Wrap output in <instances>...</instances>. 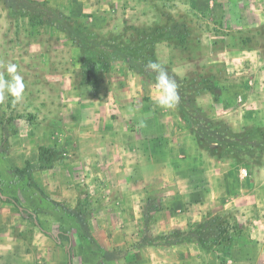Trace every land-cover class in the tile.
I'll list each match as a JSON object with an SVG mask.
<instances>
[{"label":"rangeland","instance_id":"rangeland-1","mask_svg":"<svg viewBox=\"0 0 264 264\" xmlns=\"http://www.w3.org/2000/svg\"><path fill=\"white\" fill-rule=\"evenodd\" d=\"M222 1L210 0L209 7H222ZM246 2L249 3L243 8L249 6L254 10L257 7L255 0ZM61 3V0H0V61L18 64L26 84L24 99L20 103L13 105L9 98L0 104V264H67L66 242L56 243L44 231L71 234L72 253H75V248L79 251L91 243L100 253L97 264H118L110 256L115 247L118 251L114 254L119 253L125 264L151 263L150 252L142 249L148 242L155 245L175 243L178 264H216L217 258L223 260L217 252L224 248L208 246L202 238L203 222L184 231L172 229L154 238L144 235L130 239L126 236L128 232L120 234L118 225L99 222L104 220L99 208L102 206L99 203L101 196L95 193L92 185L93 180L100 181V178L85 173L89 171L87 156L94 152L95 144L91 142V122L82 117L86 115L84 111H89L93 102L105 106V90L121 81L116 80V75H144L141 57L149 47L153 48L151 34L170 27L175 20L170 15L169 2L160 6L159 0H151L153 8L161 7L163 17L161 24L148 29L137 21H126L127 18L121 14L66 17L61 11ZM127 3L121 2L118 7L124 8ZM13 8H19L32 18L22 14L9 15ZM206 19L212 20L208 16ZM176 20L184 23L181 41L186 46H194L198 40L201 16L183 15ZM135 27L145 29L148 39H136ZM248 39L251 40L250 36ZM126 54L132 57V63H123L122 57ZM200 55L208 56L204 51ZM99 56L108 59L110 67L97 80L83 83L81 60L92 64ZM221 71L217 68L215 75L216 72L207 74L196 68L189 75L190 83L179 85L180 101H183L185 88L188 93L194 92L202 77L218 76L219 72L223 75ZM4 75L9 78L7 73ZM210 117L214 121L201 123L206 124L200 129L201 135L204 133L207 138L220 143L229 140L216 146L224 148L220 154L222 157L225 153L232 156L231 150L235 157L231 159L230 167H226L227 170L219 176L220 184L231 192L238 173H241L248 182L253 178L257 187L250 214L256 227L250 241L256 244H252L254 248L250 252L254 251L259 264H264V227L258 226L264 224V174L260 171L255 173L264 166V155L253 154L243 137L229 139L217 132L222 118ZM249 127H245V131ZM201 143L206 148V140L201 138ZM41 147L51 151L53 167L50 169H37L35 166ZM259 161L260 165L257 164ZM27 162L31 163L30 170L26 168ZM8 196L15 198L21 207L34 211L38 222L21 214L15 204L5 199ZM66 206L74 208L75 212L65 211ZM226 212L230 213L231 225L237 222L236 210L227 209L219 213ZM95 214L101 215L100 218L94 217L98 221L92 220ZM143 227L146 225L141 228L136 225L135 230ZM230 232L234 237L242 235L248 240L247 230L239 224L237 228H230ZM106 233L111 239L107 240ZM191 233L195 235L191 237ZM158 254L162 258L168 252L160 250ZM78 259L76 257L75 264Z\"/></svg>","mask_w":264,"mask_h":264},{"label":"crops","instance_id":"crops-1","mask_svg":"<svg viewBox=\"0 0 264 264\" xmlns=\"http://www.w3.org/2000/svg\"><path fill=\"white\" fill-rule=\"evenodd\" d=\"M246 1L223 0L222 7L210 8V0H159L160 6L169 2L175 20L194 14L202 20L194 46H186L168 29L160 30L153 44L156 60L168 64L184 79L179 85L190 83L189 75L196 68L207 74L217 68L223 70V75L219 72L220 76H214L221 89L219 99L214 101L209 91L198 90L196 103L207 116L224 119L235 132L247 126H264V0H255L254 10L243 8L249 3ZM61 2V11L67 16L121 14L126 21L146 27L161 24L163 17L161 7L153 8L151 0ZM121 2L128 3L119 8ZM207 16L212 20H204ZM203 51L208 56H201ZM128 61L129 57L123 58L124 64ZM116 80L121 81L104 92L105 106L93 102L82 116L91 122V142L95 144L94 152L87 156L89 171L85 173L101 181L95 179L92 185L101 196L99 208L104 220L99 222L118 225L120 234L128 232L129 239L144 235L154 238L172 229L199 226L215 213L234 209L248 240L235 236L229 249L217 252L223 260L217 258L216 264H259L256 253L250 252L256 244L250 241L256 228L250 215L257 193L253 178L248 182L238 173L234 188L227 192L219 176L235 157L219 156L202 145L201 125L193 111L182 101L172 110L160 108L155 103V83L143 75H116ZM184 92L188 93L187 88ZM256 172L264 174V166ZM101 215L95 214L92 220L98 221ZM144 224L145 228L135 230L136 225L141 228ZM258 226L263 228L264 224ZM106 238L111 239L107 233ZM142 249L152 257L151 263L145 264H178L175 243L148 242ZM160 250L168 254L161 258ZM112 251V261L125 264L119 253L114 254L118 248ZM74 252L72 264L76 257L77 264H97L100 255L91 243Z\"/></svg>","mask_w":264,"mask_h":264},{"label":"trees","instance_id":"trees-1","mask_svg":"<svg viewBox=\"0 0 264 264\" xmlns=\"http://www.w3.org/2000/svg\"><path fill=\"white\" fill-rule=\"evenodd\" d=\"M8 5V3H7ZM9 8V7H8ZM17 14H22L27 16L28 18H32L31 15L22 12L19 8L17 10L13 8V10L9 11V15L15 16ZM64 16V15H63ZM66 16V15H65ZM68 17V16H66ZM151 27V26H149ZM149 27H146L148 29ZM137 30V36L136 39L141 40H146L148 39L149 35L146 33L145 29H142L140 27H135ZM165 29H168L169 32L174 33L175 35L178 36L179 39H182V34L184 33V23L179 20H174L172 25L170 27H164ZM160 32V31H159ZM157 34V33H156ZM156 34L152 35V43L154 44V39L157 37ZM152 44V45H153ZM129 57V61L127 63H132L133 59L130 55L126 54L122 58ZM143 58V61L140 63L144 67L142 70V73L144 74L143 76H147V79L150 82L156 83V78H155V73L150 72L149 70L146 69V64L152 60V61H157L154 53V49L152 47H149L144 55L141 57ZM167 70L169 71V74L173 76L177 83L184 80L181 79L172 69L170 66L163 64ZM110 67V62L108 59H106L104 56H99L95 62L92 64L87 63L84 59L81 60V75H82V81L83 83L89 84L91 80H97L98 76L104 72L107 71L108 68ZM198 90H207L209 91L212 96L213 100L217 101L221 95V89L220 86L217 84L215 81L214 77L212 76H205L200 79V83L198 88L194 92H189L186 93L183 96V101L195 114V117L199 120L200 124L204 121H209L212 122L214 121L213 118L210 116H207L197 105L196 103V94ZM206 126V124H201V130L202 127ZM218 129L222 134H225L224 136L228 137L229 139H239L243 137L246 141V144H249V150L255 153V155H264V126H250L246 129H242L240 132H235L233 131L227 122L224 119H219L218 123ZM248 127V126H247ZM201 138L203 140H206V148L209 149L210 152L218 154L219 156H222L220 154L223 153L224 148L222 146H216V144H219V140H212L207 138V136L202 133ZM205 135V136H204ZM237 137V138H236ZM221 141V140H220ZM229 140H222L220 144L223 143H228ZM232 156H234V151L231 150ZM225 156L227 155L226 153L224 154ZM258 165L261 164V161L257 163ZM35 166L37 169H50L53 167V161L51 158V151L47 147H41L39 154L36 159ZM31 163L27 162L26 163V168L27 170H30ZM6 200L11 201L13 204L17 206L21 214L27 216L30 220L34 222H38V217L36 213L26 207H21L18 203V201L15 198L12 197H5ZM65 211L69 212H75L74 208L66 206ZM229 214L230 213H215L211 215L209 218H207L205 221L202 223V238L204 239L205 243L208 244V246H222L224 250H227L230 248L234 236L230 232V228H237L238 224L237 222H234L232 225L229 221ZM231 218L235 220V216L231 215ZM45 234H47L49 237H51L56 243L61 242L64 240L67 244V264H72V239L71 236L69 235L68 232L65 231H58L55 234L49 233L47 231H44ZM191 237H193L195 234H189Z\"/></svg>","mask_w":264,"mask_h":264},{"label":"clouds","instance_id":"clouds-1","mask_svg":"<svg viewBox=\"0 0 264 264\" xmlns=\"http://www.w3.org/2000/svg\"><path fill=\"white\" fill-rule=\"evenodd\" d=\"M0 68L3 69L0 72V104H4L11 98V103L16 105L24 99L26 88L24 76L21 74L19 65L16 63L0 61ZM146 69L155 73V87L158 90L155 103L162 109H175L181 100L179 84L176 79L158 61L150 60L146 64ZM5 73H7L9 78H5ZM141 125L143 126V122H141Z\"/></svg>","mask_w":264,"mask_h":264},{"label":"built area","instance_id":"built-area-1","mask_svg":"<svg viewBox=\"0 0 264 264\" xmlns=\"http://www.w3.org/2000/svg\"><path fill=\"white\" fill-rule=\"evenodd\" d=\"M243 173L246 174V171L243 169Z\"/></svg>","mask_w":264,"mask_h":264}]
</instances>
